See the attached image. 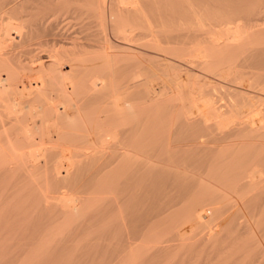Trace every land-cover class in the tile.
<instances>
[{
	"label": "bare ground",
	"instance_id": "bare-ground-1",
	"mask_svg": "<svg viewBox=\"0 0 264 264\" xmlns=\"http://www.w3.org/2000/svg\"><path fill=\"white\" fill-rule=\"evenodd\" d=\"M29 1L31 0H0V31L6 29L4 27L7 25L9 28L22 25L29 20L31 14L36 16L35 2L31 5ZM117 1L122 6H117L119 10L116 11L126 14L132 11L139 20V23L133 24L135 26L131 30L125 28L120 31L123 32L121 38L126 41L122 50L138 53L137 57L132 54L135 58L140 55L146 58V54L148 56L145 60L140 59L143 63L139 57L137 61L141 65L134 68V74L120 82L117 88L108 94L90 93L96 89L103 73L112 71V60L123 54L120 48L122 53L115 49L120 46L113 44L107 37L92 40L85 36L87 38L79 39L76 36H67L63 28L55 31L56 20L53 22V18L59 14L56 13L53 17L51 11L49 16L42 12L40 16L38 13L30 26L0 32V46H8L6 51L0 48V195L8 198L16 194L26 201L36 199L29 197L32 193L36 194L35 187L39 179V172L32 170L39 163L47 161V158L52 159V156L64 154L66 157L70 154L64 161L63 168L56 169L57 174L74 163L91 160L87 155L94 151L111 153L113 160L109 166H115L98 181L94 190L83 198L82 207L71 216L88 218V228L95 229L99 225L100 231L89 241L88 247H108L106 249L113 250L116 248L119 253L125 251L126 254L129 250H138L137 254L133 252L136 256L132 254L130 258L125 253L121 254L122 259L124 255L128 257L124 264H138L135 259L140 256L141 260L142 255L146 257L152 252L151 250L146 255L144 250L149 251L153 244H165L164 241L172 236L169 234L171 232H176L172 237H177L180 242L186 239L189 241V231L192 237L193 229L204 226L203 224L208 223L206 219L210 214H216L224 207L226 202H223V206V203L221 207L218 206L226 198V190L222 189L230 188L235 193L238 192V195L241 194V198L248 199V194L254 193L256 187L259 189L262 186L264 97L258 93L264 95V26L258 29L262 26L258 24L257 29L253 30L255 24L253 26L250 23H258L264 17H256L259 14L253 12L254 15L251 11L249 13L253 15L247 16H243V13L232 14L223 9L221 11L216 6L218 3L214 4V0L215 7L209 3L212 8H206L208 3L205 7H202L201 3L197 6L194 3L198 0H182L189 13L179 14L187 20L178 25L168 24L169 22L166 25L169 11L156 5L157 2ZM4 5L9 6L7 11L3 10ZM103 6L101 7L104 8ZM67 16L65 19L69 18ZM242 21L249 24L242 25ZM123 23H126V20ZM233 23L236 24L235 27L231 26ZM30 36L35 41L32 38L30 40ZM134 43L142 50L147 48L151 53L145 50L134 52ZM45 45L50 48L44 53V58L39 46ZM158 52L179 58L181 62H186L185 65L195 67L198 72L192 73L186 67L183 68L184 65L177 63V59L173 60L174 58L167 55L163 57L161 55L164 53L159 55ZM93 53H96L95 56L91 55ZM102 54L106 56V60L102 59ZM45 61H49L48 67ZM160 72L164 73L165 77L160 91H157V87L154 88L148 79ZM210 74L214 79L209 78ZM168 88L173 91H168ZM38 109L41 116L37 115ZM13 121H16V124H13ZM196 127H199V133L193 132L196 138L188 139V133ZM182 132H187L188 135ZM123 137L131 138L129 148L126 146L127 148L120 151L114 149L122 143ZM158 146L164 148L158 152ZM155 148L158 159H155ZM134 165H145L148 171L146 174L153 186L152 192L156 190V186L162 187L163 183L160 184L159 177L161 173L172 170L173 167L169 165H184L177 168L174 166L176 175L172 179H165L162 188L168 191L172 185H180L182 192L179 189L178 191L182 199L183 196L189 195L186 205L179 203L181 200L174 202L173 198H167L171 192L163 193L165 202L156 213L152 194L149 197L134 195L123 200V197L119 196L122 180L133 179L134 173L136 174ZM191 165H210L209 168L203 166L204 169L201 170L215 178L216 184L219 181L226 188L214 189L211 183H207L209 179H203L206 173L201 177V174H196L197 171L193 172L196 174V180H192L194 186L184 184L187 177L189 179L194 176L192 169L191 174L187 175ZM100 171L99 169L96 173ZM144 180H147L146 176L145 179L137 178L138 183ZM56 192L57 187H53L48 193ZM31 205L33 216L42 210L38 202ZM25 206L27 205L22 207ZM180 206L182 208L179 210ZM8 207L9 205L1 208L0 212L8 211ZM224 208L223 212L226 210ZM179 211L183 212L178 214ZM52 212H55L54 215L57 213L55 210ZM189 222L192 223L193 229L185 227ZM260 223L259 229L264 236V220ZM241 226L240 224L239 228ZM112 229L121 230L123 235L111 238ZM63 230L64 227H61L49 232L42 241L39 239V244L36 245L39 249L36 248L37 253L33 254L32 261L27 264H34L41 255L45 256L50 247L56 245L57 248V245L68 242L72 234L63 236ZM213 230L214 226L210 232ZM245 230L247 228L242 232ZM41 234L39 230V236ZM249 243L241 249L237 248L233 256L243 252L240 254H245L247 258ZM256 243L252 246L253 250L255 248L254 252L252 250L254 254L258 249L255 247L258 244ZM174 246L175 244L172 247ZM161 248L166 249V244L160 245L159 249ZM104 251L102 253L105 255ZM112 255L114 256V253ZM145 257L144 260L149 259L148 256L147 259ZM116 258L117 256L112 260ZM249 260L250 258H247V261ZM103 261L105 262L104 259ZM120 261L117 263L120 264ZM229 261V264L247 263L243 258L242 263L236 259L235 262L234 259Z\"/></svg>",
	"mask_w": 264,
	"mask_h": 264
},
{
	"label": "rangeland",
	"instance_id": "rangeland-1",
	"mask_svg": "<svg viewBox=\"0 0 264 264\" xmlns=\"http://www.w3.org/2000/svg\"><path fill=\"white\" fill-rule=\"evenodd\" d=\"M128 1H130V0H128ZM146 1L149 3L150 2L151 3L157 2V3H155L156 5L158 4V6L164 7V9L166 11H169L168 15L169 14L170 15L167 16V19L165 22L166 25H168L170 23L178 25V24L187 20L185 18V16L180 17L182 14H179V13H185V14L189 13V10L186 8L187 6H185L186 4L184 2H182V0H167V1L166 0L165 1L164 0H161V1L160 0H150V1L146 0ZM158 1H160V2H158ZM211 1L212 2L203 3L202 1L198 0V1H195L194 4H196L197 6H200L202 4L201 6L205 7L204 5H206L208 3L206 5V8L207 7L212 8L215 3H218V5H216V4L215 5L217 6V8H220L221 11L223 9V11H227V12H230L232 14L243 13L242 14L243 16L253 15L254 14L253 12H256L255 14H259L256 17H261V18L264 17V8H263L264 7V0H217L218 2H216V0H214L215 1L214 4H213V0H211ZM29 2L31 3V5L35 2L34 4L36 6V9L37 10L39 9V11H37L36 9L34 10L35 12L33 11L36 16L38 13H40L39 15L41 16V12H42V14L45 13L44 14L45 16H49L51 13H52L51 15H53V17L56 15V13L59 14V16H61L60 18H58L59 17L58 15H56L57 18H56V16H55V18L52 17L53 22L56 20L54 22L55 31L61 30L63 28L66 32L64 30H62V32L64 31L67 36L72 35V36L78 37L79 39H85L88 36H89L88 38H90L92 40H97V39H100L102 37H107L109 40L113 41V44L120 46V47L115 48V49L117 51H119L120 53H122L121 51H123V54L122 55L120 54L119 56L116 57V59L112 60V61H114L111 63L112 71H107V72L103 73L101 80L96 85V89L90 93H97L99 95H104V94H108V93L112 92V90H115L117 88V85L120 82L124 81L129 76L134 74V68L138 67L139 64L141 65V63L144 62V61L142 62L141 60L147 59V56H148L147 54H146V58L144 56L140 55V56H138V58L141 57V58H139V60L141 59L140 60L141 63H138V61H137L138 58H135V57H137L136 55L138 53H133L132 51H129V50H127V52H125L126 51L125 49L122 50L123 45L124 46L126 45V41L123 38H121V36H123V32H120V31L125 30V28H126V30H129V29L131 30L133 28V26H135L133 24L139 23V20H138V16H135V14H133L132 11L130 13H128L129 15L126 13H121V11H116L117 6H122L121 4L118 3L117 0H116V2H115V0H103V1L102 0H90V1L89 0H85V1H83V0H31ZM198 3L199 4L201 3V4L199 5ZM209 3H212L213 6L211 7L212 4H209ZM164 5L165 6L167 5V6L165 7ZM101 6H103L104 8H102ZM184 8H185V10H184ZM8 9H9V6H7V5L3 6V10L7 11ZM180 9H182V11H180ZM193 9H195V8H193ZM117 10H119V8ZM50 11H51V13H50ZM249 12L253 13V14H250ZM84 14H85V16H84ZM65 15L66 16L68 15L67 16V17H69V18H67L68 20L65 19L66 18ZM126 15L128 16V18ZM260 15H263V16H260ZM31 16L34 17V15L31 14L29 16V20L27 22L23 23L22 25L18 24L12 28H9L8 27L9 25H7V26L4 25L5 26L4 28H6V29H4V30L2 29L0 32H10L12 30H16V29L20 28L21 26H27V25L30 26L31 21L32 20L35 21V19L37 18L36 16L34 18ZM177 17H179V18H177ZM123 18L126 20V23L128 22L127 24L123 23V22H125V20ZM60 19H62V20L59 21ZM65 20H67V21H65ZM244 22H246V21H244ZM244 22L242 25L245 24V26H247V24H249V23H244ZM255 22L256 21H254L253 23H250L253 26L255 24V27L253 28V30L257 29L256 25H258V24H259V26L262 25V26L258 27V29L263 28L264 19L261 21H258V23L256 22L257 24ZM121 23H123V24L121 25ZM61 25L63 27H61ZM64 25H65V27H64ZM2 26L3 25H1V27ZM231 26L235 27L236 24L234 25V23H233V24H231ZM85 36H87V37H85ZM28 38L30 40H32V39L34 40V38L31 36ZM19 42H21V41H19ZM22 42H23V40H22ZM123 42H125V44ZM136 45L137 44H135V43H134V45H132V47L134 46L133 48L136 49V50L134 49V52L135 51L140 52V51L145 50V52L151 53V51H148L147 48H144V50H142L139 47V45H137L139 48ZM0 48L3 51L8 50V46L6 44L0 46ZM49 48H50L49 45L48 46L45 45L42 47L39 46V49L42 51L41 54L43 57L47 53L46 50H49ZM119 48L121 51L119 50ZM44 49H45V51H43ZM124 53H126V54H124ZM127 53H128V55H127ZM153 53H155V52H152V54ZM158 53H160L159 55H161L164 52H158ZM95 54L93 53L91 55L95 56ZM132 54L135 55V57H133ZM166 55L169 58H174L173 60L177 59L175 61L179 64L184 65L183 68L186 67L187 69L190 70V72H192V73L198 72L197 69H194L195 67H192L189 64H188V66L185 65L186 62L184 63L183 60L181 62L179 60V58H175V57L168 55L166 53L162 54L161 56L166 57ZM102 59H104V60L107 59L106 56H104V54H102ZM45 64L48 67L49 61H45ZM192 69H194V70H192ZM183 72H185V71H183ZM151 74H153V73H151ZM163 74L164 73L160 72V73L154 74L152 77H150L148 79L151 82V84L154 85V88L157 87V88H155L157 91H160L159 89H161V87L164 83L163 78L165 76H163ZM144 77H147V76H144ZM209 78L214 79L212 74H210ZM168 91L171 92L173 90H172V88H170ZM258 95H261L264 97V95L261 93H258ZM37 115L41 116V114L39 113V109L37 111ZM47 119H50V118H47ZM47 119H45V120H47ZM12 123L16 124V121H13ZM198 131H199V127L194 128V130H192V132L190 131L191 133H188V134H190L188 139L196 138V135L193 132L199 133ZM182 133L188 135L187 132H182ZM130 141H131L130 137H123V138H121L122 143L118 147L114 146L115 147L114 149H117L119 151L123 150L129 146L128 144H130ZM163 148H164L163 146H158V149L155 148V151L157 149L159 152ZM157 154L158 153L156 151L155 159L159 158V157H157ZM69 157H70V154H68V156H66V157L64 156V154H60L57 157L52 156V159L47 158V161L41 162L38 164V166L34 167L32 172L33 171L39 172V179H38L37 185L35 187L36 188V194L32 193V195L29 197L36 198V199H34L32 201H29V200L26 201L25 199L23 200L21 197H17L16 194L12 195L8 198L7 197H1V195H0V203H2V205L0 206V209L3 207L5 208V207H7V205H9V207L7 208L8 211H5L4 213L0 212V264H21V262H22V264H27L28 262L32 261V259H33L32 256H34L37 253L36 252V248H37L36 245L39 244V239H40V241H42V239L49 232L56 231L61 227H64V230L62 231L63 236L67 235L68 233L72 234L69 241L65 242L64 244L57 245V248H55L56 245L53 246V248L50 247L49 248L50 250L47 249L48 253L45 252V256H43L45 258H43L41 255V257H40L41 259L39 258L38 260H36L34 264H38V263L39 264H109V263L113 264L114 262L117 263L118 261H120L122 259L121 256L125 253V251L124 252L121 251V253H119V251L116 248H114V250H113L112 248L106 249L108 247H104V249H105V251H104V249H102V247H100L99 249H98V246H96V248L94 246H91V248L88 247L89 241L92 238H94L96 235H98V232L100 231L99 225L97 227H95V229L94 228H88V223H87L88 218H86L85 216H71V214L76 213V211H78L80 209V207H82L81 205L83 203L82 202L83 198H86L88 196V194L92 190H94L98 181L100 179H102V177L106 173L111 171L113 169V167L115 166V165L109 166L110 162L113 160L112 154L111 153H100V152L94 151V152L90 153L89 155H87V157L91 158V160L86 159V160H83L81 162L74 163V164H72V166L70 168H65L63 172L60 171V173L55 174L56 169L59 167L63 168L64 161L66 160V158H69ZM114 164H117V163H114ZM174 166L177 168V166H184V165H172V166L169 165V167H173V168H172V170H169L167 172H163L160 174V177H159V180L161 178L160 184L163 183V185H164L166 182L165 179H168V178L172 179V177H174L176 175V174H174V173H176V169ZM194 166H196V167H194ZM194 166L191 165V168H189L187 175H190L191 171H192V173L193 172L195 173L197 171L198 173L196 172V174H201L200 176L203 177L202 175L204 173H206V175L204 174L205 176L203 177V179L206 178L205 179L206 181L209 179L208 180L209 182H207V183H211L210 185H212V187L214 189L226 188L219 181H218V184H216L215 178H212L211 176H209L206 171L201 170V169H204V167L206 165L205 166L201 165L202 167L200 165H198L199 167L197 165H194ZM209 166L210 165H207L206 167L209 168ZM134 168H135L136 174L134 173L133 179L129 180V179L123 178V180H122V186H121L119 196L123 197V200H127L134 195H136V197H149L152 194L153 199L155 201V202L153 201V204L156 203V204H154L155 210H156L155 213H156V212H158L157 209L161 206V204H164V202H165V200H164L165 195L164 194H166V192L167 193L171 192V194H169V196L167 198H170V197L173 198L174 200L173 199L172 200L174 202H176V200L178 202H179V200H181V202H179V203H181V204L185 203L184 205H186L187 199L189 198V195L183 196L184 198L186 197V199H184V198H183L184 200L182 199V197L180 196V192H182L180 185H177V184L172 185L171 188L172 187L173 188L171 189L169 187L170 189L168 188L167 189L168 191H165L162 188L163 185L161 188H158V186H156L157 187L156 190H154L152 192L153 186L151 184V180L149 179V176H147V174H146L148 171L145 169V165H134ZM99 169L101 171L99 173H96L99 171ZM206 170H208V169H206ZM167 173H168V175H167ZM194 173H193L194 176H190L191 179H190V177H189V179H188V177L186 178V181H185L186 183H184V184L189 183V185L192 184V186H194L193 185L194 182L192 181L193 179H194V181L196 180L195 179L196 174H194ZM53 175H56V176H53ZM141 175H144V176H141ZM145 176L147 177V180H144L140 183L137 182L138 177H144V179H145ZM162 177L164 179H162ZM208 177H210V178H208ZM263 178H264V175H263ZM189 180L191 181V183ZM206 181H204V182H206ZM211 181L215 185H213V183ZM263 183L264 182H262V184H261L262 186H264ZM217 185L219 186L218 188H217ZM259 186H258V188H259ZM262 186H260V188H259V189H261L260 192H259V189H257V187H256L255 189H257V190L255 191V189H254L253 190L254 193L248 194L249 196H246V197H248V199L245 197L241 198V197H243L241 194L238 195L237 191H236L237 193H235V191L234 190L232 191V189H230V188L222 189L224 191L226 190L225 192L222 191V192H224V194H225L224 196H226V198L224 197L225 199L222 202H220L218 204V206H220L223 202H226L227 204L226 203H225V205H224V203L222 204V206L224 205V207L227 206V208L225 207L226 210L224 207H222L225 210L224 212L222 211L223 209L220 208V210L218 211L219 213L218 212L216 213L217 216L215 213L210 214L209 218L206 219L208 223L203 224L204 226H200V227L198 226V228H195V229H193L191 227L192 223H190V222L186 223L185 227L189 230L192 228L193 233L195 234V235L193 234V236L191 237L192 233L191 234L189 233L191 231H189L187 233L188 238L189 239L191 238L189 240L190 242L188 241V239H186L185 241H182L183 243L185 242L183 244L182 242H180L179 239H176L177 237H172L175 235L176 232H171L169 234H172V236L169 235L170 238L167 239L166 241H164V243L167 246L166 249L165 248L159 249L160 245L161 246L165 245L163 243L153 244L152 248L155 249V251L151 247H150L149 251L144 250L145 254L152 250V252L149 253V255L146 254L149 257V259H147L148 258L147 256L145 257L144 255H142V259L145 257L147 260H144V259L140 260V258H139L140 256H139L138 259L140 261L138 259H135V263H138V264H144V263L145 264H148V263L149 264H188V263L189 264H229L231 262V261H229V259L230 260L234 259V262L236 259L239 261V263H242V258H243V260H245V263H246L247 258H250V260H249L250 262L247 261L246 264H251V263H254V264L255 263L261 264L262 263V264H264V236H262V233L260 232V229H259L260 228L259 226L261 225L260 222L264 220V204H263L264 203V194H263L264 193V187H262ZM53 187H57V192L55 194L48 193ZM178 189L180 192L178 191ZM161 190H162V192H161ZM257 191L259 192V194H257L258 193ZM177 192H179V193H177ZM161 193H162V195H161ZM261 194H263V195H261ZM249 198L251 200H249ZM37 199L39 201H37ZM244 199H246V200H244ZM234 200H236V201H234ZM156 201H158V203ZM37 202L39 203L42 210L39 212V214H37V215L35 214L33 216V213L31 212V209L33 207L31 204H36ZM23 205H27V206L22 207ZM255 205H257V206L255 207ZM260 206H262V207H260ZM96 207H99V206H96ZM175 207H177V206H175ZM175 207L172 210L173 212L175 211ZM181 208H182V206H180L179 210ZM261 208H262V210H261ZM177 209L178 208H176V210ZM54 210L57 211V213L55 215L53 214L55 212H52ZM257 210H258V213L260 212L259 214L257 213ZM58 211H62V212H58ZM182 212L183 211H181V212L179 211L178 214H180ZM169 213H171V212H169ZM211 215H213V216H211ZM109 218H111V217H109ZM259 223H260V225H258ZM240 224L242 226L239 228ZM39 225H41L42 227L39 228L40 227ZM213 226H214V230H213L214 232L213 231L210 232V229L211 228L213 229ZM242 227H243V229H242ZM261 227H263V226H261ZM246 228H247V230L249 229L250 231L248 230L249 231L248 232L247 230H245V232H242ZM196 229L197 230L199 229V231H197ZM39 230L42 233L40 236H39ZM194 230H196L197 232L196 231L194 232ZM111 232H112L111 238H114L117 235H119V236L123 235L121 230L119 231V230L112 229ZM246 232H248V233H246ZM202 233H204V234H202ZM244 233H246V234H244ZM189 234H190V236H189ZM169 236H167V238ZM248 236H249V238H248ZM255 240L258 244L255 242ZM247 241H249L250 243ZM246 242L249 243V249H250L248 251L249 254H247L248 255L247 258H245V254H243L244 256L241 255L243 252L242 253L240 252L241 254L237 252L239 255L236 254V256H233V254L236 253L237 248L241 249L244 245L247 244ZM253 243L257 244V245H255V247H258V249L256 248L257 252L255 251L256 255L253 253L255 250V248H254V250L252 248V246L254 247ZM174 244H175V246L172 247ZM177 244H178V246L176 247ZM241 244H242V246H241ZM250 244H252V245L250 246ZM246 246H248V245H246ZM233 247H234V249H233ZM33 248H34V250H33ZM156 248H157V250H156ZM37 249H39V248H37ZM101 250L105 252V255H104V253H102ZM108 250L109 251L111 250V251L109 252ZM127 250H129V249H127ZM147 250H148V248H147ZM252 250H253V252H252ZM136 251H138V250L132 249V250L128 251V254H126V253L125 254L127 256L129 255L128 257L130 258L132 254L136 253ZM112 253H114V256L112 255ZM109 254L111 256H109ZM136 254H134V256H136ZM206 254H208V255H206ZM126 255L123 256V259L120 261V264H124V262L125 263L127 262L128 257ZM156 255H157V257H156ZM165 255H166V257H165ZM240 255H241V257L238 258L237 256H240ZM116 256H117L116 260H112ZM102 257L105 260V262L103 261ZM118 257H119V259L120 258L121 259L119 260ZM28 258H29V260H28ZM26 259L28 261H26ZM207 259H209V260H207ZM106 260H107V262H106ZM240 260H241V262H240ZM258 260H261V262H259ZM102 261L104 263H102ZM228 261H229V263H227ZM232 264H233V262H232Z\"/></svg>",
	"mask_w": 264,
	"mask_h": 264
}]
</instances>
